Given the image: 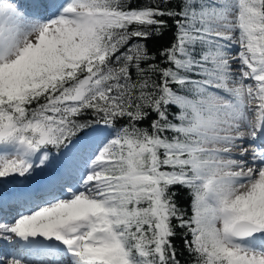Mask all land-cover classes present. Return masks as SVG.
Masks as SVG:
<instances>
[{"label":"snow or ice","instance_id":"6c2138e0","mask_svg":"<svg viewBox=\"0 0 264 264\" xmlns=\"http://www.w3.org/2000/svg\"><path fill=\"white\" fill-rule=\"evenodd\" d=\"M9 196L0 264H264V0H0Z\"/></svg>","mask_w":264,"mask_h":264},{"label":"trees","instance_id":"16d2710c","mask_svg":"<svg viewBox=\"0 0 264 264\" xmlns=\"http://www.w3.org/2000/svg\"><path fill=\"white\" fill-rule=\"evenodd\" d=\"M172 39V35L171 33H166L165 34V37L161 40H156V39H149L147 41V44L149 46V48L152 50V51H156L161 45H167ZM86 118H89L88 116H85V117H81V119H86ZM154 118V117H153ZM150 121L146 120L144 121L141 126H146ZM126 123V120H120L119 121V124L120 125H123ZM179 200H180V203L183 205V206H187L189 203H190V197H188L187 195V192L186 190H182L181 191V195L179 197ZM175 243L177 245H180L181 244V241L180 240H176ZM185 259H188L190 260L191 257L188 256V253L185 251L184 252V255L181 257V260L184 261Z\"/></svg>","mask_w":264,"mask_h":264},{"label":"rangeland","instance_id":"374dc122","mask_svg":"<svg viewBox=\"0 0 264 264\" xmlns=\"http://www.w3.org/2000/svg\"><path fill=\"white\" fill-rule=\"evenodd\" d=\"M238 50H239V49H238V47H237V48L234 50L233 54H235V52L238 51ZM52 151H53V153H55V149H53ZM54 171H55V170H52V171H46V172H44V173H41L40 176H39V178H38V180H39V181H43V180L47 179L49 176H51V175L53 174ZM8 199H9V208H4V207H3V201L0 200V213H6V212L9 211V209H10L11 207L14 206V205L11 204V199H12V197L9 196ZM9 217H10V216H9ZM0 222H5V221L0 220ZM7 222H12V221H11V217L7 220ZM4 244H5V242L0 241V249L2 248V246H3Z\"/></svg>","mask_w":264,"mask_h":264},{"label":"bare ground","instance_id":"6f19581e","mask_svg":"<svg viewBox=\"0 0 264 264\" xmlns=\"http://www.w3.org/2000/svg\"><path fill=\"white\" fill-rule=\"evenodd\" d=\"M8 187H9V189H11L12 187H13V185H11V184H9L8 185ZM10 218V217H9ZM7 244L5 243L3 246H2V248L0 249V250H3V249H7Z\"/></svg>","mask_w":264,"mask_h":264}]
</instances>
